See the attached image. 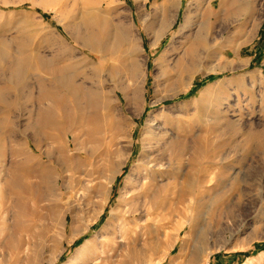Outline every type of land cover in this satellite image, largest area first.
I'll return each mask as SVG.
<instances>
[{
	"label": "rangeland",
	"instance_id": "1",
	"mask_svg": "<svg viewBox=\"0 0 264 264\" xmlns=\"http://www.w3.org/2000/svg\"><path fill=\"white\" fill-rule=\"evenodd\" d=\"M162 1L0 0V36L10 42L13 54L34 52L50 58L52 67L75 66L73 69L77 81L106 92L111 90L109 94L113 99L112 91L117 85L120 86L128 80L129 73L124 58H127L129 53L126 55L127 50L123 48L114 56H110L106 51L112 39L119 35L118 29L122 27L121 29L131 37L133 57L137 59L138 69L141 71V77L137 78L136 84L145 79L141 94L144 110H127L122 95L116 91L119 101L113 99L115 103L110 106V113L121 116L125 121L121 135L116 137V142H111L109 139L112 133L105 125L101 129V148L98 147L99 150L90 157L80 152L81 157H88L87 163L81 166L78 172L63 175L60 168L44 155V147L36 149L30 138L20 133L26 124L31 127L29 133L36 132L37 129L32 127L36 126L38 120L37 128L41 127L43 120L40 119L43 117L39 113L35 116L37 122H32L34 125L30 121H33L31 114L41 106L46 107L45 102L39 105L40 101H37L38 92L42 88L45 89V82L43 80V85L39 82L37 85L33 81L35 77L45 79V68L38 66L29 70L26 89L16 84L20 85L22 92L25 90L27 98L22 96L21 99L16 87L13 88V83L0 82V196L6 174L8 170H15L16 163V157L10 154L5 141L4 121L7 118L12 120L11 128L16 132L15 138L18 136L16 140L19 139L17 146L22 152L19 158L23 159L24 153L27 152L37 164H50L52 174L48 179L52 182L58 181V186L54 188L41 189V199L37 200L33 195L27 196L23 200L26 206L15 205L14 197L10 195H5L3 200L0 197V264H245L252 259L251 264H264V136H261L264 134V0H234L249 7L250 12L248 11L246 16L229 18L224 24L217 22L211 32H208V39L224 46L222 49L225 54L220 61L227 63L229 70L197 74L186 92L153 105L151 102L155 84L160 80L159 70L164 67L165 62L173 66L176 62L174 60L185 55L187 42L195 36L199 28L200 13L207 8L210 1L212 12L217 13L220 1L228 3L233 0H177L171 12L172 16H175L173 24L162 37L153 38L149 33L151 30L145 27L151 24L153 19L157 21ZM198 1L200 10L194 16ZM252 4L254 12L251 11ZM187 11H190L192 16L191 27L189 31L181 33L179 29ZM85 12L99 17L100 21L105 20L107 29L94 28L93 34L100 40L97 49L100 53L103 50L105 56H110L109 65L115 66L113 67L116 73L113 74L118 73L117 75L112 74L111 77L101 70L104 69V60L99 56L98 50L92 52L82 47L67 34H87L81 20ZM17 20L43 23L50 44H21V27L17 25ZM63 26L67 28V32ZM211 52L215 56L217 50L213 49ZM161 54H166L167 61L159 62ZM117 55L121 56L119 60L116 59ZM216 63L218 64L217 58L213 60V64ZM208 86L217 89L214 99L197 109L179 114L177 119L181 127L187 126L185 132L189 133H180V137L184 134L187 139V145L190 146L195 139L200 138L202 148L210 149L202 152L198 162L199 167L204 168V157L211 156L215 167L214 174L207 180L202 174H198L191 182H185L180 175L183 176L190 167L187 162L188 152L185 151L180 162L167 163L165 160L164 166H160V170L165 171V174L156 179L151 201H142L141 205L146 204L139 208L134 221L125 226L128 233L124 238L119 233L117 224L106 225L105 220L109 216V210L115 208L118 196L123 191V181L141 151L139 139L142 137L148 114L152 111L155 114L169 112V108L176 105L195 101ZM175 88V85L170 86L162 92V96L168 95ZM8 93L14 100L11 112L7 109ZM25 108H31L33 111ZM131 120L134 123L131 131L133 144L128 149V157L114 175L110 174L104 165L106 162L103 161L107 154H101V151L108 146L113 150L119 145L117 143L128 144L127 124ZM160 122L159 119L153 123L154 127H158ZM84 129L85 127L77 128L80 130L79 134L76 132L79 138L77 143L85 138ZM166 133L167 138L176 137V132L169 128H166ZM45 142L46 146H52L53 149L64 144L61 139H57V143L51 142L52 145L49 141ZM14 144L16 143H11V146ZM69 145L70 151L75 154L73 143L70 142ZM44 174L48 177V171L44 170ZM29 176L31 181L37 180L36 173H29ZM106 179L112 180V184L110 189L106 188L102 193L99 185L102 182L103 185L106 184ZM140 181L147 182L142 179ZM180 188L182 196L178 199L176 191ZM34 191L38 193L37 189ZM57 195L58 201L55 199ZM56 203L59 204L56 206ZM64 211H70L76 219L75 222L77 221L72 232L69 230L70 216L68 215L65 221L61 220ZM189 221L196 225L191 233L187 231L186 226ZM181 223L184 226L178 231ZM97 234H100V237ZM55 237L59 239V249L52 247ZM110 237L114 239L113 242ZM91 239H97L98 243L92 245L94 254L90 255V262L86 263L85 260L83 263L73 259L77 249L91 246ZM102 241L111 242V247L110 244V248L107 247L109 250L105 248L106 245L101 246ZM193 249H199L201 260L197 258L195 262L190 263Z\"/></svg>",
	"mask_w": 264,
	"mask_h": 264
},
{
	"label": "bare ground",
	"instance_id": "2",
	"mask_svg": "<svg viewBox=\"0 0 264 264\" xmlns=\"http://www.w3.org/2000/svg\"><path fill=\"white\" fill-rule=\"evenodd\" d=\"M176 3L177 0H163L162 3L160 4V8H159L160 15L158 16L157 21L153 19V22L151 24H148L147 25L148 27L147 26L145 27L151 30V32L149 31V33L153 35V38L162 37L163 34L173 24L174 22L173 17L175 16H172L173 14H171V12L173 8H175ZM2 4L7 5L6 2H2ZM199 8L200 5L198 1L196 5V9L193 8L195 10L193 12L194 16H196L198 10H200ZM248 8L249 7H246L243 4L236 3L234 0L228 3H224L223 1H220L218 4V12L213 13L211 1H210L208 3L207 8H205L200 13L201 21L200 23H198L199 28L197 32H195L196 33L195 36L191 40L188 39L189 41L186 44L187 46L185 48V55L183 53L182 54V56L184 55L183 57L179 56L177 60H174L176 62L175 64L173 63L174 64L173 66L165 62L164 67H162L159 70L160 80L156 81L155 90L153 92V101L151 103L154 105L156 103L164 101L165 99L173 98L182 92H186L190 87L191 80L197 74L217 73V72H223L229 70L227 63H222V61H220L222 60L221 58L224 57L225 54L224 50L222 49L224 46H222V44L219 43L217 44L214 41L208 39L207 34L208 32H211V30L214 28L215 23L217 22L219 24H224V22H226L229 18H232L234 16H239V17L246 16L250 12ZM251 11L252 12L255 11L254 4L251 5ZM189 13L190 11H187L183 17L182 25L181 28L179 29V32L181 33L185 31H189L191 27L192 16H190ZM221 14L222 16L220 17ZM81 20L87 32L85 36H79L75 33H73L72 35L70 34L71 32L70 33L67 32V28L65 26H63V29L64 31L67 32L69 37L74 42H78L82 47H86L92 52H97L98 50L97 47L100 46L99 43L100 40L96 35H94L95 32H93V30L94 28L104 30L106 28L105 26L106 24H104L105 20L103 19L104 21H100L99 17L89 12H85L84 14H82ZM30 22L31 21L17 20V25L21 27V36H20L21 44L28 42L32 44L36 43L37 45H40V43L49 45L50 41L48 36L46 35L44 24L41 22H36V23H30ZM121 28L118 29L119 35L115 36V38L112 39V42L108 47V50L107 48H103L104 50L105 49L107 50L106 54L110 56H114L116 52H119L123 48L127 50L126 55L129 53L128 54L129 56L127 58H124V62L127 64V66L126 65L124 66L128 68V73H129L128 80L123 84H121L120 86L117 85V87L112 91V94L114 98L117 99V101H119V98L116 91H118L122 95L127 110L136 112L141 108L142 111V109L144 110V107L142 105L143 97L141 94L143 91V85L145 79L144 78L141 79V83L136 84L137 78L141 77L139 76V72L141 71H139L138 69L139 66H138V62L136 61L137 59L135 60L133 57L134 48L132 45L133 43L131 37L126 31H124V29L122 30ZM221 37H223V35H221ZM12 38L10 39L12 40ZM5 40L3 39V37L1 38L0 36V82L1 81L9 82V84L13 83V88L16 87L17 94L21 96V99H23L22 96H24V98H27L28 95L25 93V90L23 92L21 91L22 89H20V85L21 87H24V89L28 87L27 79H28L29 70L36 69L38 66L44 67L45 69L43 70H46L45 79L35 77L33 80L37 85L38 82L42 84L43 80L45 82L43 87H45L46 90L45 89L42 90L43 88L40 89V91L38 92L39 96L37 97V99L39 100L37 101H40L39 105H41L42 102H45L46 107L45 108H42V106L41 108L38 107L39 108V110H37L38 112L36 111L33 114H31L33 115L32 116L33 121H30L31 123L34 122L35 124L37 122L35 116L37 115V113H39V115L43 117V119H40L43 120L41 121L42 122L41 127L37 128L38 127L37 124H39V120H38L36 126L32 127L35 130L37 129L36 132L32 131V133H29L31 127L28 124H26L20 133L30 138L36 149L44 147V151H45L44 155L48 159L52 160L58 168H60V171H62V175L68 172H72V173L78 172L79 168L81 166H84V164H86L88 160L87 156L85 158L81 157L82 154L80 152H83L90 157L93 156V154L96 153V151L101 148V145L103 144L102 138L100 137L102 135L101 129H103L105 125L108 126L109 130L112 133L109 139L111 142L112 141L116 142L118 135H121L122 133L121 132L122 125L125 124V121L121 116L112 115L110 113V106L113 103H115V100H113L114 98L112 99L111 94H109L111 90L109 92H106L103 91L102 89L100 90V88L98 87L86 86L82 83V81L81 82L77 81L76 79L77 75L75 73V69H73L75 66L73 68L69 65L65 67H59V66L52 67L50 63L51 62L50 58L49 59L45 58L39 53L35 54L34 52L27 53L24 51L21 54L18 52L19 55H15L12 53L10 49L11 46L10 42H7ZM8 41L10 40L8 39ZM213 49L217 50L215 56L212 55L213 52H211V50ZM102 51L101 54L100 51L98 50V52L100 53L99 56H101V58H103L104 60L103 61L104 69L101 70L106 71V74L108 73V75L112 77V74L116 73V71L114 72L115 66L109 65L108 57L110 56L108 57L105 56ZM117 56L118 57L116 59L119 60L121 56L119 55ZM216 58L218 64L217 63L213 64V60ZM166 59H167L166 54L163 55L161 54V57L159 58V62L167 61ZM117 74H113V75H117ZM113 78L115 79L114 76ZM16 84H20V85L17 86ZM172 85H175L176 88L174 90L172 89L173 91H171L168 95L162 96V92H164L167 88H169ZM214 88L215 87L213 86L205 87L201 91L199 97L196 99L197 101L195 100L192 102H188L186 104L176 105L172 108H169L168 110L169 112H161L160 114L159 113L155 114L154 111H152L148 114L145 120L142 137L139 139V143L141 145V151L140 153H138L135 164L132 166L130 172L126 175L123 181L124 182L122 187L123 191L118 196L117 204L115 203L117 207L115 204H113L115 205V208L109 210L108 212L109 216L105 220L106 225L111 226L117 224V226L119 227V233H121V235L124 238H126L128 233L125 226L130 221H134L137 211L140 210L139 208L141 206L144 207V204H146L144 203L143 205H141L142 201L143 202L151 201L152 198L151 194H153V191L155 189L154 184L156 182V179L162 178V176L165 174V171L160 170L161 168L160 166L162 165L164 166L163 162L165 160L167 161V163H171L172 161L180 162L182 155L185 153V151L188 152L187 162L190 164V167L186 172H184L183 176L180 175V177L184 179L185 182H191L198 174H202L205 180L210 179L211 175L214 174L215 167H213L214 163L212 162L211 156L204 157L206 159L204 165L205 167L203 166L204 168H200L198 162V160L202 157V152L210 151V149L208 147L202 148V145L200 143L201 141L200 138L195 139L190 146L187 145L186 142L187 139L184 138V134L182 137H180L181 136L180 133L185 132L186 131L185 127L187 126L181 127V125H179L180 121L177 119L179 114L187 113L190 109L192 110L197 109L200 105L213 100L215 97L214 94L216 93L217 90V89L215 90ZM11 97L12 96L8 93L7 109L9 112H11L13 108L12 105L13 98ZM24 105L26 104L24 103ZM36 105L38 106L37 103ZM27 108H25V110L28 111L31 110V108L30 109ZM40 109L43 110L41 111ZM39 111H41L42 113ZM159 119L161 120V122L159 123L160 127L159 126L154 127L155 124L153 125V123H155ZM4 122L6 129V131L4 129L5 138H6L5 141H7L8 144L7 147L10 150L9 151L10 154H13L16 157L15 158L16 163H15V170H11V171L8 170V173L6 174V179L3 182L0 197L1 200H3L5 195L8 196L10 195L14 197L15 205L22 204L21 206L23 205L26 206V204H23V200L27 196L29 197L30 195H33L37 200L41 199L42 198L41 189L54 188L55 186H58V181L55 180L54 182H52L49 181L48 179L49 176H51L52 174V170L50 169L51 167L49 168L50 164L47 165L48 167L42 166L41 164H37L33 158L29 157L27 152L24 153L25 156L23 159L19 158L22 152L19 146H17L18 145L17 141H19V139L18 140L16 139L18 138V136L17 138H15L16 132L15 130H13V128H11L12 126L11 123L13 122L10 118H7ZM133 124L134 123L132 120L127 124L128 132H129L128 144L125 145V143L124 144L117 143L119 145L116 146L113 150L110 149L108 146V148L107 147L103 148L101 151V154L105 152L107 154L104 156L103 161L106 162V164L104 165H106L107 170L109 169L108 171L110 174L114 175L117 172V168L119 166L121 167L123 165V162L128 157V153H129L128 149L133 144V139L131 136ZM79 126L83 128L85 127L86 131L84 129L85 138L83 139V141L77 143L79 138L77 137L76 132L78 131L79 134L80 130H77V128L80 129ZM166 128L173 130V132L175 131L176 137L167 138L168 134L166 133ZM46 130L49 132L46 133L45 132ZM84 131H83V135H84ZM17 135H19V133ZM250 135H252V133H250ZM261 136H264V134H262ZM57 139H61L65 145L64 144L57 145L54 149L52 148V146L51 147H49L48 145L46 146L45 141H49L51 144V142L57 143ZM70 142L73 143V151H75V154L72 153L69 149ZM11 143H16V144L11 146ZM0 146H1V141H0ZM77 157H80L82 160H79ZM138 169H140L139 172ZM44 170L48 171V177L44 174ZM33 172L37 174V180L31 181L29 173H33ZM140 179L147 180V182L146 183L142 182L140 181ZM172 179H175V177H172ZM106 181H107L106 184L103 185L102 182L99 185L101 192L102 191L104 192L106 188L110 189L111 187L112 180L106 179ZM35 189L38 190V193L34 191ZM181 191L182 188L176 191V195L178 199H181L182 196ZM58 196L59 195L55 197L56 201H58L59 199ZM58 204L59 203H56L55 205L57 206ZM118 206L120 209L118 208ZM68 215L71 218L69 222V230L70 232H72L75 229V225L77 224V221L75 222L76 219L74 215H71L70 211H64L62 213L61 220L65 221ZM193 223L194 222L189 221L186 224L188 228L187 231H190V233L194 228H196V225ZM183 226L184 225H182L181 223L179 224L178 228L177 226L176 228L178 231H180ZM101 234L103 233L101 232ZM110 234L111 233H109V235ZM97 235L99 236L100 234ZM107 237L109 239L108 235ZM111 237L110 240L111 241L114 240L111 239ZM103 241L101 242L102 247L106 245L105 248L107 249L109 244L111 247V242L105 243ZM58 243H59V239L55 237L53 239L52 247L54 249L57 248ZM97 243H98L97 239L94 240L91 239V243H90L91 246L82 247L79 250L77 249L78 251L76 250L75 252L76 254L73 259L75 260L77 259V261H81L83 263H85L84 261L86 260V263H89L90 261H88V259L92 256L91 254H94V246L92 245H97ZM90 249L93 250L89 251ZM200 257H199V249H193L190 254L189 262L190 263L195 262L197 258ZM252 260H248L245 264H251Z\"/></svg>",
	"mask_w": 264,
	"mask_h": 264
}]
</instances>
